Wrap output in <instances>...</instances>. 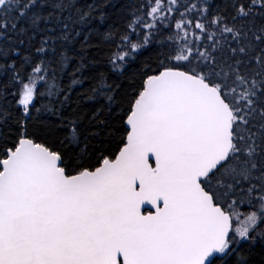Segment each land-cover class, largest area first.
<instances>
[{
	"label": "snow or ice",
	"instance_id": "snow-or-ice-1",
	"mask_svg": "<svg viewBox=\"0 0 264 264\" xmlns=\"http://www.w3.org/2000/svg\"><path fill=\"white\" fill-rule=\"evenodd\" d=\"M108 6L0 0V100L13 97L0 107V264H264V0H136L122 28L101 32ZM69 22L89 26L66 91L57 73L82 35ZM103 45L121 74L156 46L118 150L89 151L119 87L100 71L84 96L97 107L61 120L60 147L38 142L37 95L60 116Z\"/></svg>",
	"mask_w": 264,
	"mask_h": 264
},
{
	"label": "trees",
	"instance_id": "trees-1",
	"mask_svg": "<svg viewBox=\"0 0 264 264\" xmlns=\"http://www.w3.org/2000/svg\"><path fill=\"white\" fill-rule=\"evenodd\" d=\"M101 5H110L104 7L105 13V23L101 27L100 31L103 32L111 25H117L123 27V24L127 20V12L130 11L128 8L129 4L135 3L136 0H80L81 4L87 3H97ZM68 15V14H66ZM91 27L95 28L98 21L94 18L91 22ZM70 30L79 29L82 33L81 36L76 37L74 32V41L65 45V52L70 57H75L71 60L67 67L63 71L57 73V79L60 85L67 91L68 85L71 80L69 75L73 68L75 67V61L79 59L78 53L80 52L79 41L83 39L84 29L89 25H72L69 22ZM27 39V38H25ZM15 43L13 39V44ZM23 47V46H19ZM108 45L101 46V50H96L95 48H90L87 52V58L89 61L94 60V66L90 68H85L79 76L86 77L82 85H74L71 91L68 92L69 100L66 105L61 108V115L56 116L51 114L49 111L45 110L44 106H53L47 96L39 97L37 95L34 101L35 108L32 109V118L29 122L28 130L30 135H35V139L38 142H44L51 147H60V140H62L66 134V128L60 127L62 119L70 118L74 113H91L96 107L94 101H86L84 96L88 93L89 89L94 86V77L97 71L104 72L106 75V83L111 85L113 88L118 87V91L115 93H109L116 95V102L110 105L111 120L110 132L108 135H102L100 137H90L89 151L95 152L106 151L115 152L118 150L117 146L120 142V138L126 134V126L122 123V120L126 118V111L129 102L131 101L134 93L139 89L142 82L141 68L145 61H153L152 67L155 68V48L153 45L147 50H144L142 54H138L136 59L132 61L130 65H126L121 73H113L110 70V65L106 62L107 53L103 49L108 48ZM2 75V73H0ZM45 85L43 82H38L37 92L44 91ZM11 91V90H10ZM63 98L62 96L60 97ZM13 97L9 94L5 99L0 100V107L7 108L9 111L13 109ZM59 107V105H55ZM40 108L41 111L37 112L35 109ZM84 126H87V120L83 122ZM14 118L9 120L3 127L5 132L8 129H14ZM10 135H15L14 132L9 133ZM69 153H75L80 151V147L66 145L65 149ZM237 211L247 214L251 209L248 205L243 204L237 208ZM262 257L260 255L254 254L252 256L253 264H261Z\"/></svg>",
	"mask_w": 264,
	"mask_h": 264
},
{
	"label": "rangeland",
	"instance_id": "rangeland-1",
	"mask_svg": "<svg viewBox=\"0 0 264 264\" xmlns=\"http://www.w3.org/2000/svg\"><path fill=\"white\" fill-rule=\"evenodd\" d=\"M241 219H243V216L241 217Z\"/></svg>",
	"mask_w": 264,
	"mask_h": 264
},
{
	"label": "water",
	"instance_id": "water-1",
	"mask_svg": "<svg viewBox=\"0 0 264 264\" xmlns=\"http://www.w3.org/2000/svg\"><path fill=\"white\" fill-rule=\"evenodd\" d=\"M126 126V125H125Z\"/></svg>",
	"mask_w": 264,
	"mask_h": 264
}]
</instances>
